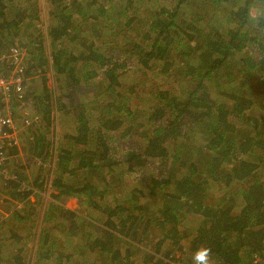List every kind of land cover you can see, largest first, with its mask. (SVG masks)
<instances>
[{
    "label": "trees",
    "instance_id": "1",
    "mask_svg": "<svg viewBox=\"0 0 264 264\" xmlns=\"http://www.w3.org/2000/svg\"><path fill=\"white\" fill-rule=\"evenodd\" d=\"M45 1L0 0L31 114L0 264H264V0Z\"/></svg>",
    "mask_w": 264,
    "mask_h": 264
},
{
    "label": "built area",
    "instance_id": "2",
    "mask_svg": "<svg viewBox=\"0 0 264 264\" xmlns=\"http://www.w3.org/2000/svg\"><path fill=\"white\" fill-rule=\"evenodd\" d=\"M22 49L12 47L7 56L1 55V62L11 66L8 73L3 74L0 66V182L9 177V164L14 156L10 149H21L24 146L26 132L23 129L30 123L28 117H31L29 111L25 110V115L19 122L15 120L12 114L14 98L22 93ZM0 203H3L0 196ZM3 218V217H1ZM0 218V219H1ZM258 256H254L251 264H257ZM175 264H184L176 262Z\"/></svg>",
    "mask_w": 264,
    "mask_h": 264
},
{
    "label": "rangeland",
    "instance_id": "3",
    "mask_svg": "<svg viewBox=\"0 0 264 264\" xmlns=\"http://www.w3.org/2000/svg\"><path fill=\"white\" fill-rule=\"evenodd\" d=\"M37 3L39 4V6H40V13H39V19H40V22L41 21H46L47 20V18H48V15H47V10L49 9V7H48V5H47V2L45 1V0H37ZM21 49V48H20ZM127 74V73H126ZM131 79H132V76L131 75H129V73H128V75L125 77V81H131ZM147 79L148 80H152V81H157V79H154V78H152L151 79V74H150V72H148L147 73ZM148 80H146V81H148ZM139 92H141V90H139ZM54 125H55V130H57V131H60V130H63V129H67V127L70 125V117H67V116H63V118L62 119H60L59 117L57 118V121L55 120V122H54ZM60 127H62V128H60ZM61 133V132H60ZM59 136H57V138H58ZM58 140V139H57ZM65 203H66V205H67V207H71L72 209L74 208H76V207H78V202L75 200V199H73V198H68V199H66L65 200ZM6 209H8L7 211H6ZM13 209V208H12ZM12 209H11V207H10V205L7 203L6 204V202H3V203H0V218L1 217H3V218H8L7 217V212H9V211H11L12 212ZM1 220V219H0ZM195 221H197V218L195 217V216H193L192 217V219H191V223L192 224H195L196 222Z\"/></svg>",
    "mask_w": 264,
    "mask_h": 264
},
{
    "label": "clouds",
    "instance_id": "4",
    "mask_svg": "<svg viewBox=\"0 0 264 264\" xmlns=\"http://www.w3.org/2000/svg\"><path fill=\"white\" fill-rule=\"evenodd\" d=\"M264 21V6L256 5L249 13V23L256 27ZM192 264H212V252L208 247H198L192 254Z\"/></svg>",
    "mask_w": 264,
    "mask_h": 264
}]
</instances>
